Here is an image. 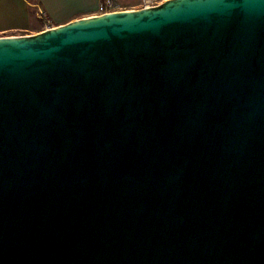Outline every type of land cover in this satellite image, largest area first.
<instances>
[{
  "label": "water",
  "instance_id": "1",
  "mask_svg": "<svg viewBox=\"0 0 264 264\" xmlns=\"http://www.w3.org/2000/svg\"><path fill=\"white\" fill-rule=\"evenodd\" d=\"M0 264H264V0L0 36Z\"/></svg>",
  "mask_w": 264,
  "mask_h": 264
},
{
  "label": "crops",
  "instance_id": "2",
  "mask_svg": "<svg viewBox=\"0 0 264 264\" xmlns=\"http://www.w3.org/2000/svg\"><path fill=\"white\" fill-rule=\"evenodd\" d=\"M100 2L101 0H0V36L32 35L43 31L45 26L41 13L54 26L98 15Z\"/></svg>",
  "mask_w": 264,
  "mask_h": 264
},
{
  "label": "built area",
  "instance_id": "3",
  "mask_svg": "<svg viewBox=\"0 0 264 264\" xmlns=\"http://www.w3.org/2000/svg\"><path fill=\"white\" fill-rule=\"evenodd\" d=\"M161 2L159 0H139L138 5L134 9H141L146 7H153L159 5ZM100 14L126 10L117 0H101L99 6ZM44 20L45 29L54 28V24L41 13L40 16Z\"/></svg>",
  "mask_w": 264,
  "mask_h": 264
},
{
  "label": "rangeland",
  "instance_id": "4",
  "mask_svg": "<svg viewBox=\"0 0 264 264\" xmlns=\"http://www.w3.org/2000/svg\"><path fill=\"white\" fill-rule=\"evenodd\" d=\"M121 6H123L124 8H127V9H130V8H135L138 3H139V0H117ZM160 2H163L165 0H159ZM42 20V19H41ZM43 23H44V20H42Z\"/></svg>",
  "mask_w": 264,
  "mask_h": 264
}]
</instances>
